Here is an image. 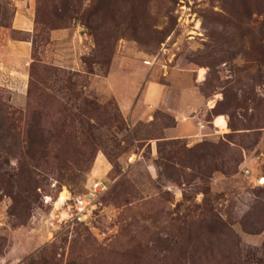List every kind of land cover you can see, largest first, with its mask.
Here are the masks:
<instances>
[{
  "label": "rangeland",
  "instance_id": "obj_1",
  "mask_svg": "<svg viewBox=\"0 0 264 264\" xmlns=\"http://www.w3.org/2000/svg\"><path fill=\"white\" fill-rule=\"evenodd\" d=\"M14 38L0 264H264V0H0Z\"/></svg>",
  "mask_w": 264,
  "mask_h": 264
},
{
  "label": "crops",
  "instance_id": "obj_2",
  "mask_svg": "<svg viewBox=\"0 0 264 264\" xmlns=\"http://www.w3.org/2000/svg\"><path fill=\"white\" fill-rule=\"evenodd\" d=\"M28 43L29 42L27 40L15 39V38L10 39L8 41V43L3 49L4 51L2 53V56L0 57V80L1 79H5L7 81H10V80L12 81V79L13 81L16 80L15 75H12L16 71V68L15 66L9 64L7 59L21 57L22 56L21 54L16 55V47L18 48L23 47V49L27 51V50H30V46L28 45Z\"/></svg>",
  "mask_w": 264,
  "mask_h": 264
},
{
  "label": "built area",
  "instance_id": "obj_3",
  "mask_svg": "<svg viewBox=\"0 0 264 264\" xmlns=\"http://www.w3.org/2000/svg\"><path fill=\"white\" fill-rule=\"evenodd\" d=\"M100 184L101 181H95L92 187H89L87 192L81 194H73L72 197H70L72 207L75 209V211L81 213L84 209H87V205L89 204V201L95 196V192L99 188L104 187H101Z\"/></svg>",
  "mask_w": 264,
  "mask_h": 264
},
{
  "label": "bare ground",
  "instance_id": "obj_4",
  "mask_svg": "<svg viewBox=\"0 0 264 264\" xmlns=\"http://www.w3.org/2000/svg\"><path fill=\"white\" fill-rule=\"evenodd\" d=\"M213 122H214V125L216 127H218L220 130H223V131L227 130V120H226V118L223 115L215 116ZM185 128H187V127H185ZM261 181L264 182V176L261 178ZM65 192L64 191L60 192L59 197H58V199L56 201V206L59 207L60 204H63L64 199H65ZM62 214H64V212H62Z\"/></svg>",
  "mask_w": 264,
  "mask_h": 264
}]
</instances>
